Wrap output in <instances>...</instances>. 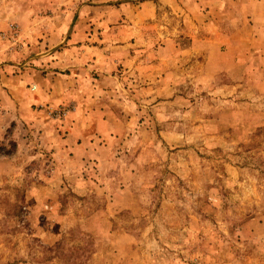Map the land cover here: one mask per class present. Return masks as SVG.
<instances>
[{
  "label": "rangeland",
  "instance_id": "1",
  "mask_svg": "<svg viewBox=\"0 0 264 264\" xmlns=\"http://www.w3.org/2000/svg\"><path fill=\"white\" fill-rule=\"evenodd\" d=\"M145 1L0 0V264H264V0Z\"/></svg>",
  "mask_w": 264,
  "mask_h": 264
},
{
  "label": "crops",
  "instance_id": "2",
  "mask_svg": "<svg viewBox=\"0 0 264 264\" xmlns=\"http://www.w3.org/2000/svg\"><path fill=\"white\" fill-rule=\"evenodd\" d=\"M26 4H43L45 0H22ZM208 4H235L236 0H204ZM142 8L150 11L155 6L154 0L145 1ZM143 11V10H142ZM257 41V39H255ZM235 34L232 32H208L204 34V57L208 67H217L218 71L226 70L235 63ZM258 42H261L260 39ZM223 62V63H221ZM234 62V63H233ZM230 63V65H229ZM234 64V65H233ZM212 65V66H211ZM215 65V66H214ZM248 69L249 76L257 78L264 76V49H254L248 52V63L241 65ZM80 86V85H79Z\"/></svg>",
  "mask_w": 264,
  "mask_h": 264
}]
</instances>
